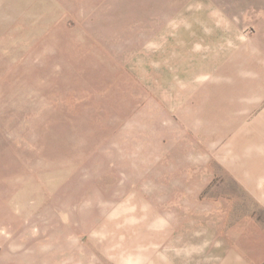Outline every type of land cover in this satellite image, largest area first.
<instances>
[{"label":"rangeland","instance_id":"374dc122","mask_svg":"<svg viewBox=\"0 0 264 264\" xmlns=\"http://www.w3.org/2000/svg\"><path fill=\"white\" fill-rule=\"evenodd\" d=\"M236 3L0 0V264H229L260 218L226 125L264 4L237 31Z\"/></svg>","mask_w":264,"mask_h":264},{"label":"crops","instance_id":"0c3cea01","mask_svg":"<svg viewBox=\"0 0 264 264\" xmlns=\"http://www.w3.org/2000/svg\"><path fill=\"white\" fill-rule=\"evenodd\" d=\"M231 1L233 2L234 0ZM236 1V5L232 6V10L229 12V24L232 30L235 29L238 31L236 27L237 23L234 22L233 17L241 14L248 0ZM256 2L264 4V0H256ZM248 13L249 12H246L240 15V18L243 20L244 16ZM261 14V19L264 20V11H261ZM249 44L250 43L247 42L243 47L247 49L250 46ZM251 52H254V50L251 49ZM259 53L261 55H259L257 59L260 64H249L247 66L245 64L246 60L239 59L240 57H236V60L239 62H237V64L234 63V61L229 62V124L226 126L229 127V131L231 130L232 134L235 136L241 134L242 139L240 140L244 142L246 146V149L244 147V152H241V156L238 157V163L233 165L230 162V164L237 169L238 174L246 176L249 179V184L244 183L257 199V213L260 217L256 225L253 224L254 221H232L237 223L235 231L241 232L242 237L241 240L234 245L229 243V264H247L249 262L247 261L248 254L243 248H245L247 244L246 240L249 239L253 233L254 237L257 239L256 243L259 245L258 252L263 255L264 259V107L259 109L257 114L250 116L251 111L255 109V107H258L264 98V53L261 51H259ZM248 60L249 63H251V60ZM220 93L221 91H219V94ZM215 94L217 95V93ZM218 103L219 102H217L214 97H211L205 104L210 106L208 108L205 106L206 110L209 112L212 111L213 108H216ZM235 197L236 198L229 202L243 203L242 199H238L239 194H235ZM243 215L244 211L239 210L238 216L236 215V217L240 218ZM230 222L229 220V225Z\"/></svg>","mask_w":264,"mask_h":264}]
</instances>
